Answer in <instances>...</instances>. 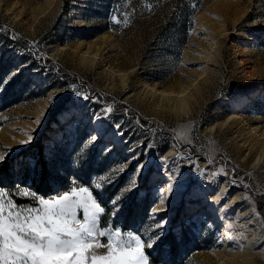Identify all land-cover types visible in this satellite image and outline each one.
<instances>
[{"label": "rangeland", "instance_id": "rangeland-1", "mask_svg": "<svg viewBox=\"0 0 264 264\" xmlns=\"http://www.w3.org/2000/svg\"><path fill=\"white\" fill-rule=\"evenodd\" d=\"M0 156L5 202L89 187L150 264H264V0H0Z\"/></svg>", "mask_w": 264, "mask_h": 264}, {"label": "snow or ice", "instance_id": "snow-or-ice-1", "mask_svg": "<svg viewBox=\"0 0 264 264\" xmlns=\"http://www.w3.org/2000/svg\"><path fill=\"white\" fill-rule=\"evenodd\" d=\"M110 112L111 109H106L97 118H104ZM33 138L29 135L21 144L31 143ZM5 160V156H0V163ZM146 167L144 163L138 165L136 175L140 176ZM169 179L175 182L176 176ZM135 187L134 182L129 191ZM172 191L169 186L168 192ZM6 195L0 191V264H150L147 250L159 246L163 239L162 231L155 239L148 237L147 242L140 235L130 233L125 238L120 228L98 231V215L105 209L89 187H73L55 198H39L38 206L27 208L11 199L5 202ZM164 199L162 196L161 204ZM111 203L115 216L121 206L118 200ZM166 222L158 223L156 228L162 230ZM98 237H107V243L101 244ZM101 247L107 249L102 255L97 253Z\"/></svg>", "mask_w": 264, "mask_h": 264}, {"label": "trees", "instance_id": "trees-1", "mask_svg": "<svg viewBox=\"0 0 264 264\" xmlns=\"http://www.w3.org/2000/svg\"><path fill=\"white\" fill-rule=\"evenodd\" d=\"M38 163V164H37ZM38 165H39V161L38 162H36V167H35V169H34V173H39V178L38 179H35L34 178V175H33V177H32V179L34 180V181H41L42 180V175H44L47 171H48V167L46 168L45 166H43L42 165V168H41V170H39V167H38ZM1 171V170H0ZM0 178H1V174H0ZM39 186V185H38ZM37 186V187H38Z\"/></svg>", "mask_w": 264, "mask_h": 264}, {"label": "bare ground", "instance_id": "bare-ground-1", "mask_svg": "<svg viewBox=\"0 0 264 264\" xmlns=\"http://www.w3.org/2000/svg\"><path fill=\"white\" fill-rule=\"evenodd\" d=\"M224 240H228V237L226 234H224Z\"/></svg>", "mask_w": 264, "mask_h": 264}]
</instances>
